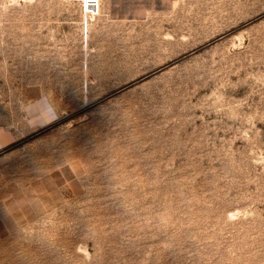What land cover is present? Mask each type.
<instances>
[{
    "label": "rangeland",
    "instance_id": "1",
    "mask_svg": "<svg viewBox=\"0 0 264 264\" xmlns=\"http://www.w3.org/2000/svg\"><path fill=\"white\" fill-rule=\"evenodd\" d=\"M98 2L0 0V264H264V0Z\"/></svg>",
    "mask_w": 264,
    "mask_h": 264
},
{
    "label": "crops",
    "instance_id": "2",
    "mask_svg": "<svg viewBox=\"0 0 264 264\" xmlns=\"http://www.w3.org/2000/svg\"><path fill=\"white\" fill-rule=\"evenodd\" d=\"M28 101L25 109L26 124L30 128H42L55 122L60 114L54 105L46 98L42 88L32 85L27 89ZM0 139V148L5 147Z\"/></svg>",
    "mask_w": 264,
    "mask_h": 264
},
{
    "label": "built area",
    "instance_id": "3",
    "mask_svg": "<svg viewBox=\"0 0 264 264\" xmlns=\"http://www.w3.org/2000/svg\"><path fill=\"white\" fill-rule=\"evenodd\" d=\"M98 0H83L84 18H92L98 13Z\"/></svg>",
    "mask_w": 264,
    "mask_h": 264
}]
</instances>
